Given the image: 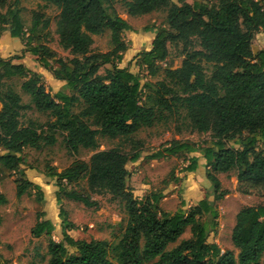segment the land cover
Instances as JSON below:
<instances>
[{"label":"trees","instance_id":"trees-1","mask_svg":"<svg viewBox=\"0 0 264 264\" xmlns=\"http://www.w3.org/2000/svg\"><path fill=\"white\" fill-rule=\"evenodd\" d=\"M59 8L56 33L59 43L71 54L68 59L40 43L37 32L50 26V19L34 12L30 27L26 28L20 8L0 10V35L9 29L12 37L24 39L25 49L38 57L42 66L56 79L65 81L77 94L58 92L55 96L43 82L42 75L24 63L0 57V179L5 170L16 175V195L21 197L35 190L38 199L44 196L42 186L26 175L22 167L25 147L38 148L43 139L34 121L21 123L23 110L29 107L22 96L4 79L23 78L21 88L30 96L34 107L54 117L49 126L66 134V145L71 152L81 147L97 149L98 135L133 139L144 126L154 123L158 108H171L169 99L154 89L157 84L145 81L139 72L120 65L123 53L129 48L124 32H136L114 5V0H42ZM8 0H0V7ZM132 16L167 8L170 28L156 30L150 49L134 57L139 70L156 76L161 63L169 56L168 42H183L187 47L193 37L200 40L201 49L187 50L182 66L166 68L169 77L176 79L181 93L174 100L183 103L188 116L198 131L212 132V145L194 144L173 139L150 157L162 158L182 152L200 151L191 156L184 171L202 170L213 185V198L204 197L188 211L182 208L174 213L163 211L159 201L161 192H151L138 198L130 186V162L141 154L121 148L95 152L89 162L75 161L62 171L51 167L47 176L57 186L55 191L60 206L63 239L52 237L54 224L44 213L38 214L32 229L35 237L48 236L47 264H116L108 257L107 242L98 239H75L68 230L74 226L68 221L64 199L98 208L94 194L104 191L122 198L128 212V221L116 251L118 264H263L264 203L241 208L235 219L231 240L239 249L223 250L216 242H209L210 233L218 226L217 202L229 191L221 188L216 173L237 170L238 190L264 197V150H258L259 138L264 140V49L253 50L255 34L264 30V0H124ZM109 29L112 49L93 50V35ZM145 30H152L149 26ZM28 31V35L26 36ZM55 59L56 66L50 65ZM203 61L212 64L208 76ZM105 73L100 69L105 65ZM162 86L166 87L164 83ZM146 88L154 89L144 94ZM82 101L80 113L73 111ZM92 119L93 125L86 120ZM54 142V136H48ZM233 141L235 147L228 143ZM3 151V152H1ZM82 182L85 186L82 188ZM7 201L0 191V204ZM189 227L191 236L169 249ZM69 246L77 248L70 254ZM0 264H11L0 254Z\"/></svg>","mask_w":264,"mask_h":264},{"label":"rangeland","instance_id":"rangeland-1","mask_svg":"<svg viewBox=\"0 0 264 264\" xmlns=\"http://www.w3.org/2000/svg\"><path fill=\"white\" fill-rule=\"evenodd\" d=\"M177 2V0H172ZM193 3L194 0H188ZM114 5L119 13L126 18L134 27L136 32H124V39L128 42L129 48L123 53L124 58L121 66H129L133 72H139L142 83L145 81L157 84L154 89H160L161 93L169 99L171 108H158L154 123L151 126L142 127L133 139L121 137H109L98 135L99 146L97 149L81 147L77 152H71L66 145V132L62 130L50 129V122H53L49 112L38 111L30 100V96L21 88L23 78L14 77L4 79L6 85H11L21 96L22 102L29 107L23 110L21 123L27 125L34 121L38 131L42 132L43 139L38 148L27 146L22 152V167L26 170L27 177L40 184L44 191L41 200L35 193H26L21 197L16 195V175L5 170L4 178L0 179V191L6 196L7 201L0 204V254L3 259L11 264H47L48 236L43 234L35 237L32 229L37 222L38 214L44 213L46 218L52 220L54 229L52 237L56 241L63 239L62 219L60 217V206L57 202L55 191L57 186L51 177L47 176L51 167L62 171L72 165L75 161L89 162L91 156L100 150L121 148L125 151H138L141 157L128 164L131 172L129 179L130 186L134 190L135 196L144 198L151 192H161L163 197L159 201V206L163 211L174 213L179 209L188 211L194 202L204 195L213 198L210 193L213 185L202 173V170L195 171L194 174H187L184 171L189 164L191 156H201L200 151L182 152L176 155H166L162 158H151L150 156L163 148L166 142L173 139L187 141L195 147L212 145L211 131H198L194 128L188 116L187 107L175 101L174 94H182L180 85L176 79L169 77L166 68L177 69L182 66L183 59L187 50L201 49L200 40L193 37L186 47L183 42H168L169 56L165 62L161 63V68L156 76H150L146 70H139L137 65L131 60V54H137L142 50H148L150 38L156 30L165 27L170 28L167 21V8H160L150 13L132 16L127 12L124 0H114ZM8 7L20 8L21 16L26 28L30 27L34 12H39L43 18L50 19V26L37 32L40 36L39 42L46 44L51 51L56 53L57 58L68 59L71 54L59 43V36L56 33V21L59 15V8L53 4L42 0H8L7 4L0 7L5 12ZM149 26L152 30H145ZM1 27V24H0ZM150 31H153L150 33ZM262 31V32H260ZM255 34L253 39V50L259 51L264 48V30ZM142 32V35H140ZM134 33H137L136 35ZM28 31L26 36L28 35ZM261 34V35H260ZM139 37H143L139 39ZM93 50L97 52H107L112 49L111 36L109 29L101 34L93 35ZM19 44L24 45V39L20 38ZM134 40L138 45L134 46ZM143 42V44H141ZM20 53L22 52L19 49ZM23 62L32 70L39 72L43 77V82L51 93L55 96L58 92L65 94H77L76 91L68 87L65 81L56 79L50 70L41 65L37 56L28 52ZM129 58V59H128ZM50 65L55 67V59H50ZM203 67L208 76L212 74V64L203 61ZM105 65L100 69V73H105ZM162 82L164 86L161 85ZM1 86V85H0ZM154 89L146 88L144 94L154 92ZM155 93V92H154ZM84 108L82 101L76 103L73 111L80 113ZM94 128L92 119H86ZM48 136H54V142H49ZM229 145H234L233 141ZM258 150H264V140L259 138L257 142ZM3 152V151H1ZM221 181V188L229 193L217 202L219 216L217 228L210 233L209 242L218 243L223 250H232L238 255L237 249L232 243L231 236L237 212L248 205L264 203V197L259 193L244 194L238 190L237 170L233 169L226 173H216ZM82 188L85 182L81 183ZM99 200V207H86L80 202L64 199L63 206L67 211V218L74 228L68 230L69 234L75 239H98L107 242L108 257L116 264L118 241L125 231L128 221V212L125 201L122 198L114 197L110 192L104 191L101 194H94ZM191 236L190 228L187 227L181 237L174 243H170L168 248L176 246L182 239ZM70 254L77 253V248L68 245ZM264 264V255L261 259Z\"/></svg>","mask_w":264,"mask_h":264},{"label":"crops","instance_id":"crops-1","mask_svg":"<svg viewBox=\"0 0 264 264\" xmlns=\"http://www.w3.org/2000/svg\"><path fill=\"white\" fill-rule=\"evenodd\" d=\"M128 32H133V31H131V30L126 31V33H128ZM151 32H153V31H150V33ZM260 32H262V31H260ZM134 34L136 35L137 33H134ZM140 35H142V32H141ZM155 35H156V31L153 32V34H152V36L150 38L151 41H150V45H149L148 49L151 48L152 43H153V39H154ZM142 38L143 37H139V39H142ZM18 39H20V38L19 37H12L10 35L9 29H4L2 31V33H1V35H0V57L9 58L11 56L21 55L22 58H20V59H18V58L13 59V63H24L23 60H25L27 58V57H25V55L28 52H23V50L25 49V46H22L21 44H19V40ZM136 41L134 40V42H133L134 43V46L138 45ZM141 44H143V42H141ZM19 49L22 50L21 53L19 52L20 51ZM261 49H264V48L261 47L259 50H261ZM136 55L137 54H135V55L134 54H131V56H132L131 60H133L134 63H135L134 57ZM123 58H124V56H123ZM186 172H187L188 175H190V173H193L194 174V171H190V172L189 171H186ZM204 197H206V196L204 195L203 197L199 198V200L203 199ZM197 203L198 202H194L192 205H195Z\"/></svg>","mask_w":264,"mask_h":264}]
</instances>
